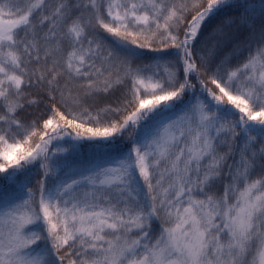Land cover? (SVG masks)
<instances>
[{"label": "snow or ice", "instance_id": "obj_1", "mask_svg": "<svg viewBox=\"0 0 264 264\" xmlns=\"http://www.w3.org/2000/svg\"><path fill=\"white\" fill-rule=\"evenodd\" d=\"M0 264H264V0H0Z\"/></svg>", "mask_w": 264, "mask_h": 264}, {"label": "trees", "instance_id": "obj_2", "mask_svg": "<svg viewBox=\"0 0 264 264\" xmlns=\"http://www.w3.org/2000/svg\"><path fill=\"white\" fill-rule=\"evenodd\" d=\"M22 147H25V145H22Z\"/></svg>", "mask_w": 264, "mask_h": 264}]
</instances>
